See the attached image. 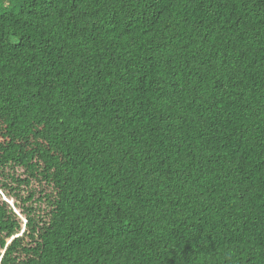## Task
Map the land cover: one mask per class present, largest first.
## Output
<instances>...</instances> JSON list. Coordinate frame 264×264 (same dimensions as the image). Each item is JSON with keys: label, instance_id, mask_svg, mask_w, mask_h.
Listing matches in <instances>:
<instances>
[{"label": "trees", "instance_id": "16d2710c", "mask_svg": "<svg viewBox=\"0 0 264 264\" xmlns=\"http://www.w3.org/2000/svg\"><path fill=\"white\" fill-rule=\"evenodd\" d=\"M0 264H264V0H0Z\"/></svg>", "mask_w": 264, "mask_h": 264}]
</instances>
